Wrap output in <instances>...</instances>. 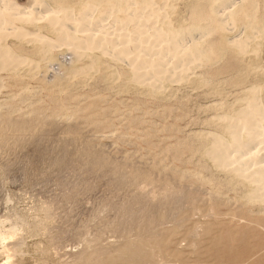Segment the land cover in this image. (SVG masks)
Segmentation results:
<instances>
[{"label": "rangeland", "instance_id": "374dc122", "mask_svg": "<svg viewBox=\"0 0 264 264\" xmlns=\"http://www.w3.org/2000/svg\"><path fill=\"white\" fill-rule=\"evenodd\" d=\"M15 1L31 5L30 0ZM198 1L205 2L170 0L172 23L187 24L190 10ZM107 19L103 23L110 26L111 18ZM240 28L228 30L226 35L241 33ZM6 42L16 45L18 41L9 36ZM29 43L24 40L17 44L26 53L33 50ZM256 45L259 48L257 56L252 50L241 55L242 68H249L246 72L243 69L241 75L235 74V63L223 68L220 62L208 69L212 73L218 71L212 83L201 82L198 76L203 69L195 67L187 78L169 81L158 91L129 81L126 61L113 62L108 55H98L102 62L97 70L89 75L83 73L69 82L45 84L40 79L44 71L38 72L29 65L19 67L20 75L15 81L5 75L7 85L0 89V116L16 123L9 126L12 131H17L21 124L18 121L24 118L25 125L30 124V127L27 125L19 139L15 132H8L3 142L0 139V227L20 226L17 237L0 244V264H82V260L74 256L82 255L85 261L101 256L108 246L116 247L121 243L122 235L126 237L122 233L130 224L119 222L122 216L118 208L126 203L140 212L158 203L162 191L160 180L180 187L190 186V189H187L184 208L173 211L175 218L167 217L158 224L161 234L158 263L264 264V250L250 256L264 241V235L254 231L242 234L239 228V224L246 221L237 207L242 189L218 185L227 174L202 156L201 150L208 141L203 143L199 139L200 133L219 130L216 115L235 108L243 91L251 85L260 84V95L264 98V29L252 43ZM89 58L83 56L75 65L83 66ZM115 70L123 74L110 76ZM39 115L43 121H38ZM52 120L65 125L56 127L48 122ZM93 149L100 150L99 155L105 158L100 168L88 162L90 158L100 162L97 153L87 157L88 151ZM71 151L72 154H68ZM60 154L67 155L65 162ZM120 168L127 169L128 173L137 170L145 173L150 168L153 170L151 182L143 178L131 181L128 174L124 182L115 179L117 174L111 172ZM185 171L190 175H184ZM191 174L200 175L205 182L195 180ZM194 186L196 190L191 189ZM213 190L222 192L230 203L217 206L218 215L211 216L207 214L211 208L207 198ZM141 196L143 199H139ZM247 206L257 207L256 203ZM143 221L139 225L132 221L130 236L142 229L146 222Z\"/></svg>", "mask_w": 264, "mask_h": 264}, {"label": "bare ground", "instance_id": "6f19581e", "mask_svg": "<svg viewBox=\"0 0 264 264\" xmlns=\"http://www.w3.org/2000/svg\"><path fill=\"white\" fill-rule=\"evenodd\" d=\"M30 1L31 5L28 6L27 4L26 6L15 0H0V89L6 84L5 75L12 78V81L16 80L20 75L19 67L23 65H29L31 69L38 70V72L39 70L44 71L40 75V79L45 84L61 80L69 82L70 79L77 78L83 73L88 72L87 75H89V72L97 70L99 63L102 62H99L98 55H108L113 62L126 61L128 80L145 85L152 91L160 90L169 81H179L187 78L190 71L195 67L203 69L198 76L201 82L212 83L217 79V76L213 75L218 72L212 73L209 71L214 64L222 62L220 63L222 64L221 67L226 68L230 66V63H235L234 65L237 67H233V70L237 75H241L243 69L245 72L249 70V68L245 69L246 67L242 68L241 55L248 50H252L254 55L257 56L259 48L257 45L252 46V43L260 37L264 29V0H204V3L198 1L194 3L196 4L195 8L190 10L188 23L182 25L171 21L169 9L173 7L170 0ZM107 17L111 18L110 26L113 27L112 29L108 24L103 23L105 18L108 20ZM236 26L241 27V33L237 31L236 35L237 33L239 35L227 36L226 32L231 31ZM242 33H244L243 36ZM9 36L16 39L17 43L24 40L30 42L33 45V50L24 53L23 51L26 50L22 51V47L17 43L15 45L6 42ZM32 54H36L38 57H34ZM83 56H89V61L83 66L75 65V62L82 59ZM40 61H44V63L41 64ZM117 70H115L116 75L110 74V76L116 77L123 74L122 71L118 72ZM1 72H5V74L3 75ZM260 90V84L251 85L244 90L243 96L239 98V103L235 108L229 112L216 115L219 130L217 132L200 133L199 137L203 143L208 141L207 145L203 146V149L201 148L202 156L207 157L217 169L227 174L224 180L218 182V185L242 189L239 199H236L239 215L245 216L246 220L244 223L239 224L242 234H244V231H254L257 235H264V98L263 95H260ZM40 115L38 121H43ZM18 122L21 124L15 132L10 130L9 126L16 123L8 117L0 116V139L2 142L5 139L7 140L8 132H15L17 139L23 135L28 125H25L27 121L24 118ZM48 122L56 127L65 125L63 122L56 123L54 120ZM28 127H30V124ZM40 130H42V127ZM62 133H65V131H62ZM57 134H59L58 131ZM182 143L184 144L185 141H182ZM259 145L261 147L257 148ZM60 149L62 150V148ZM68 150H65V152L67 153ZM197 150H200L199 147ZM80 153H82V150ZM92 153H97L100 162H95L91 158L88 162L93 167L98 165L97 167L100 168L99 165L104 162V156L99 155L100 150L93 149V151H88V155L86 152L87 157L94 156ZM65 154H60L63 157L61 160H64V162L66 161L64 156H67ZM68 154H72V151ZM53 160L54 158L52 164H54ZM57 161L55 160V162ZM84 164L86 163L84 162ZM149 169H146L145 173L142 170L141 172L137 170L128 173L126 172L127 169L123 171L120 168L112 171L111 174H117L115 179L122 180V182H124L127 174L131 181H138L143 178L151 182L149 180L152 177L153 170ZM183 174L190 175L187 171ZM193 175L191 174L195 180L205 182L200 175ZM160 181L159 184L162 190L160 200L156 204H151L145 211L141 209L143 213L140 211L141 214H139V209L136 211L133 208V210L126 203L118 208L122 216L119 222L130 224L128 229L122 233L126 237L122 235L121 240L122 238L123 240L121 243L116 247L115 245L108 246L109 249L104 251L101 256H96L88 261H85L82 255L76 254L77 256L74 257L82 260V264L162 263L157 261V256L160 254L161 239V234L157 230L158 224L167 217L175 218L173 211L187 204V189H190V186L186 188L164 180ZM116 182L118 183V181ZM194 188L197 189L195 186L191 187V189ZM221 193L213 190L208 194L207 199L211 201V208L207 214L210 213L211 216L218 215L217 206L228 204V198L223 197ZM139 199H143V196ZM254 203L257 205L255 209L247 208L249 207L248 204L254 205ZM250 207L253 208V206ZM252 211H255V213ZM143 219L146 221L145 225L143 223L142 229L136 233L134 232L131 237L129 232L133 230L131 227L132 221L135 220L136 225H139ZM16 225L11 224L7 228L0 227V244L19 235L20 226L18 225V228ZM133 227H135V224ZM239 228L237 229L239 230ZM243 228L246 230H243ZM14 241L12 240V242ZM19 244L21 243L19 242ZM6 246L7 244L3 245L5 248ZM262 250H264V241L258 244L250 256L260 254ZM6 256H9L8 253ZM8 260L9 258H7Z\"/></svg>", "mask_w": 264, "mask_h": 264}]
</instances>
